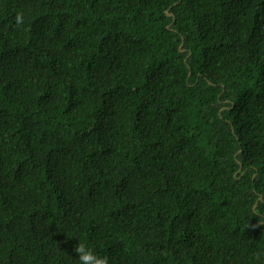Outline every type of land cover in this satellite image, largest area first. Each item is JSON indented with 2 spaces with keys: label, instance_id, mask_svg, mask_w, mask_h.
<instances>
[{
  "label": "trees",
  "instance_id": "1",
  "mask_svg": "<svg viewBox=\"0 0 264 264\" xmlns=\"http://www.w3.org/2000/svg\"><path fill=\"white\" fill-rule=\"evenodd\" d=\"M80 242L264 264V0H0V264Z\"/></svg>",
  "mask_w": 264,
  "mask_h": 264
},
{
  "label": "clouds",
  "instance_id": "2",
  "mask_svg": "<svg viewBox=\"0 0 264 264\" xmlns=\"http://www.w3.org/2000/svg\"><path fill=\"white\" fill-rule=\"evenodd\" d=\"M74 251L77 254V264H109L107 257L97 255L85 243H78Z\"/></svg>",
  "mask_w": 264,
  "mask_h": 264
},
{
  "label": "water",
  "instance_id": "3",
  "mask_svg": "<svg viewBox=\"0 0 264 264\" xmlns=\"http://www.w3.org/2000/svg\"><path fill=\"white\" fill-rule=\"evenodd\" d=\"M166 15L167 16H173L171 13H168V12H166Z\"/></svg>",
  "mask_w": 264,
  "mask_h": 264
}]
</instances>
